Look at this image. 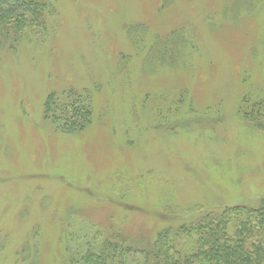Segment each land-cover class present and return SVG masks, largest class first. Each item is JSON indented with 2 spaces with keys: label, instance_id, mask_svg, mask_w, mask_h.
<instances>
[{
  "label": "rangeland",
  "instance_id": "374dc122",
  "mask_svg": "<svg viewBox=\"0 0 264 264\" xmlns=\"http://www.w3.org/2000/svg\"><path fill=\"white\" fill-rule=\"evenodd\" d=\"M44 1L0 42V264H73L107 231L139 246L258 205L264 0ZM68 91L92 120L64 134L44 103Z\"/></svg>",
  "mask_w": 264,
  "mask_h": 264
},
{
  "label": "trees",
  "instance_id": "16d2710c",
  "mask_svg": "<svg viewBox=\"0 0 264 264\" xmlns=\"http://www.w3.org/2000/svg\"><path fill=\"white\" fill-rule=\"evenodd\" d=\"M45 7L44 0H0V42L16 41L36 30ZM263 106L251 103L245 113L264 125ZM44 118L71 134L91 123L92 107L72 91L64 96L52 93L44 103ZM132 253L138 258H129ZM71 258L73 264H264V198L254 207L201 213L193 222L161 229L139 246L119 231H107Z\"/></svg>",
  "mask_w": 264,
  "mask_h": 264
}]
</instances>
